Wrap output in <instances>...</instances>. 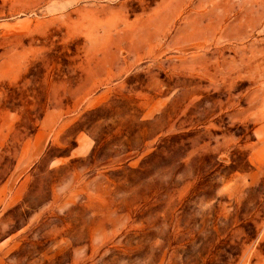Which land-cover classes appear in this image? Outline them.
Here are the masks:
<instances>
[{"label":"rangeland","instance_id":"374dc122","mask_svg":"<svg viewBox=\"0 0 264 264\" xmlns=\"http://www.w3.org/2000/svg\"><path fill=\"white\" fill-rule=\"evenodd\" d=\"M0 264H264V0H0Z\"/></svg>","mask_w":264,"mask_h":264}]
</instances>
